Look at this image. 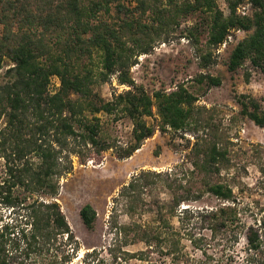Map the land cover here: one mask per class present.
Segmentation results:
<instances>
[{"label": "trees", "instance_id": "obj_1", "mask_svg": "<svg viewBox=\"0 0 264 264\" xmlns=\"http://www.w3.org/2000/svg\"><path fill=\"white\" fill-rule=\"evenodd\" d=\"M122 0H0V69L4 59L11 65L4 71L6 80L0 83V118L5 124L0 139L10 143L13 161L8 174L16 184L31 192L51 197L57 194L58 178L72 169V156L81 158L91 148L100 154L108 146L100 136L99 112L123 113L132 124L131 142L124 156L138 149L141 142L152 136L155 126L145 117L156 109L159 131H186L193 119L195 96L182 84L152 94L136 85L125 68L135 54L148 49L152 39L146 25L124 12ZM228 13L224 15L216 0H137L139 14L147 12L162 20L154 27L159 34L163 26L175 21L182 13L204 11L208 13L207 43H222L232 29L249 33L238 40L229 52L227 68L236 71L245 61L264 73V0H246L253 10L250 15L237 13L244 0H225ZM114 4L124 17L118 24L92 19L100 12H109ZM143 34V36L138 35ZM54 37V41H51ZM132 41V44H127ZM56 49V50H55ZM96 51L100 56V80L105 81L117 72L120 84L128 89L113 93L105 101L91 85L93 70L84 59H92ZM207 55H202L203 65ZM59 79L58 89L50 93L51 76ZM209 85H219L218 76H201ZM249 72H245L247 81ZM236 101L240 113L257 126H264V110L252 96L239 94ZM212 137L196 138L191 162L193 173L204 179L219 172V165L227 161V149ZM33 154L37 162H32ZM11 156H6L11 157ZM83 160V159H82ZM7 161V160H6ZM9 163V162H8ZM165 181L171 192L168 202L158 204L159 226H148L149 232H162L166 244L164 255L170 264H264V221L260 225L246 224L239 218L235 197L230 186L204 180V187L191 190L175 185L166 171L141 170L122 185L115 199H125L128 212H135L142 189ZM15 185V184H14ZM204 193L213 195L220 203L213 208H198L187 204L200 199ZM127 204V203H126ZM24 214L14 225L0 226V264H65L70 260L66 245L71 240L68 223L57 202L33 198L23 206ZM81 222L91 228L96 212L90 204L78 211ZM177 218L176 228L171 218ZM262 224V228L260 227ZM145 225L135 224L136 231H146ZM155 228L158 230H155ZM207 231L208 235L203 232ZM183 232V233H181ZM154 234V233H153ZM188 238L199 252L200 258L191 260L182 252L180 239ZM158 239L159 235L150 236ZM177 237V240L176 238ZM243 239V255L233 248ZM60 252V254H57ZM55 259V260H54Z\"/></svg>", "mask_w": 264, "mask_h": 264}, {"label": "rangeland", "instance_id": "obj_2", "mask_svg": "<svg viewBox=\"0 0 264 264\" xmlns=\"http://www.w3.org/2000/svg\"><path fill=\"white\" fill-rule=\"evenodd\" d=\"M121 4L124 5V12H131L140 19L141 24L147 26L144 30H149L152 37L145 52L139 51L136 44L133 46L132 41H127L136 50L125 68L130 78L149 94L159 89L169 91L182 84L196 98L195 111L186 131L167 129L162 132L157 129L159 118L154 108L153 115L144 118L148 124L155 126L154 133L127 157L124 152L132 140L131 121L121 112L97 113L100 136L108 148L100 154L93 153L89 148L81 158L73 155L72 169L58 178L57 194L53 197L31 192L15 183L7 171L8 164L13 162L11 144L0 139V226L19 222L24 214V204L33 198L57 202L71 233V240L64 248L71 253V258L65 264H170L163 252L166 248L161 239L163 233L149 232L148 228H158L157 206L170 201L171 192L164 186L165 181L158 180L156 184L142 189L135 212H128L129 203L125 199H115L122 185L141 170L168 172L175 185L180 184L182 187L178 189L179 192L187 188H202L204 180L224 183L233 191L241 221L253 225L255 222L260 225L264 221V126H257L241 114L236 101L239 94L249 95L264 110V73L251 66L248 60L234 72L227 68L230 50L249 32L232 29L223 41L224 45L222 42L210 46L207 43L209 15L204 11L182 12L175 21L163 26L156 34L151 29L162 21L158 16L150 12L140 15L136 9L137 0H122ZM216 5L224 15L228 13L225 0H216ZM109 8L107 13H98L92 23L106 21L118 24L120 18L124 17L123 11L118 14L114 4H110ZM252 10L251 4L244 0L236 11L241 15H250ZM1 29L2 25L0 32ZM54 40L51 37V41ZM206 53L210 55L203 65L201 56ZM84 63L93 70L92 90L105 101L111 100L113 93L129 88L118 82L117 72L110 74L105 81L100 80L102 69L96 51H93L92 59L85 58ZM11 64V61L4 59L0 83L6 80L4 71ZM245 72H249L247 81L244 79ZM205 75L218 76L220 84L209 85L207 80L200 79ZM58 87V77L51 76L48 91L53 93ZM4 124L5 117L2 116L0 129ZM200 137L219 140V145L227 149V161L219 165V172L204 179L193 173L191 166L192 160L196 158L191 149L196 138ZM27 157L37 162L33 154ZM219 203L220 200L213 195L204 193L200 199L185 203L181 208L187 204L213 208ZM84 204H90L96 212L91 228L83 225L78 214ZM171 221L177 228V218L173 217ZM136 223L145 225L143 229L148 232L136 231ZM203 233L208 235L207 231ZM156 234L159 235L158 239L150 238ZM243 245L241 239L233 248L238 256L243 255ZM180 247L191 260L200 258L187 237H181ZM189 263L192 264V261ZM179 264L185 263L180 261Z\"/></svg>", "mask_w": 264, "mask_h": 264}, {"label": "built area", "instance_id": "obj_3", "mask_svg": "<svg viewBox=\"0 0 264 264\" xmlns=\"http://www.w3.org/2000/svg\"><path fill=\"white\" fill-rule=\"evenodd\" d=\"M225 44V42H223V45Z\"/></svg>", "mask_w": 264, "mask_h": 264}]
</instances>
